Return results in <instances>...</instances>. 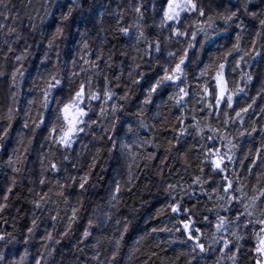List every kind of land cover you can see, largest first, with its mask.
Returning <instances> with one entry per match:
<instances>
[{
    "label": "clouds",
    "instance_id": "clouds-1",
    "mask_svg": "<svg viewBox=\"0 0 264 264\" xmlns=\"http://www.w3.org/2000/svg\"><path fill=\"white\" fill-rule=\"evenodd\" d=\"M0 264H264V0H0Z\"/></svg>",
    "mask_w": 264,
    "mask_h": 264
}]
</instances>
